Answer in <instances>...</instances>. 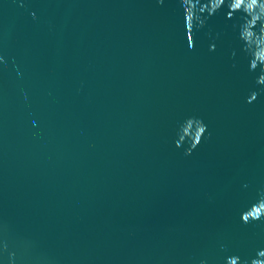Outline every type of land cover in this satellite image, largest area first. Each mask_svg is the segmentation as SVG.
<instances>
[{
    "label": "water",
    "instance_id": "95a60500",
    "mask_svg": "<svg viewBox=\"0 0 264 264\" xmlns=\"http://www.w3.org/2000/svg\"><path fill=\"white\" fill-rule=\"evenodd\" d=\"M244 11L0 0V264L257 258L264 216L240 213L264 187V83ZM188 116L207 127L185 155Z\"/></svg>",
    "mask_w": 264,
    "mask_h": 264
},
{
    "label": "clouds",
    "instance_id": "9594fccd",
    "mask_svg": "<svg viewBox=\"0 0 264 264\" xmlns=\"http://www.w3.org/2000/svg\"><path fill=\"white\" fill-rule=\"evenodd\" d=\"M162 0H157V3H161ZM186 2V0H185ZM221 0H208V11L212 12L218 5H220ZM233 4H245L248 6L250 11H244L245 18L243 19L239 27V38L244 41L245 47L248 48L250 52L249 68L254 69L256 64L259 63L261 67V72L256 76L257 83H264V20L261 21V28L258 31L253 33V37L250 39L244 38L245 26L251 20L253 26L256 23V20L260 17H264V0H232ZM216 5L215 7L213 5ZM203 7V6H201ZM183 11L189 13V9L184 7ZM29 15L34 16L33 12H29ZM230 15V13H229ZM191 46V43H189ZM213 45L209 44V49H212ZM4 63L3 56H0V64ZM19 75V73H17ZM256 92L251 91L245 97V102H250L256 97ZM205 123L199 117L188 116L180 124V139H183V136L188 134L190 128H194V131L191 134L190 141L191 143L187 148L184 149V154H190L191 150L197 142L199 141L202 134L206 131ZM177 144V141L173 142ZM264 216V187H261L259 191V196L255 203L251 204L246 210L240 213V219L242 222H247L249 219H258L259 217ZM257 258L250 260L249 264H264V248H261L256 253ZM239 257L233 255L225 257V264H238ZM200 264H205L203 260L200 261Z\"/></svg>",
    "mask_w": 264,
    "mask_h": 264
}]
</instances>
